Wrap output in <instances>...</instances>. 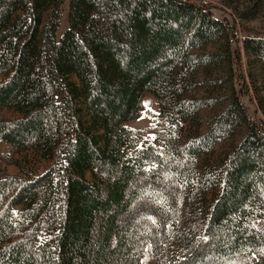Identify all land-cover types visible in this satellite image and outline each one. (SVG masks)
<instances>
[{"label":"trees","instance_id":"16d2710c","mask_svg":"<svg viewBox=\"0 0 264 264\" xmlns=\"http://www.w3.org/2000/svg\"><path fill=\"white\" fill-rule=\"evenodd\" d=\"M66 1L0 0V264H264V128L232 86L189 94L223 59L207 49L227 51L224 22L174 0H70L57 40ZM244 49L264 72V38ZM147 93L155 125L132 129Z\"/></svg>","mask_w":264,"mask_h":264},{"label":"rangeland","instance_id":"374dc122","mask_svg":"<svg viewBox=\"0 0 264 264\" xmlns=\"http://www.w3.org/2000/svg\"><path fill=\"white\" fill-rule=\"evenodd\" d=\"M69 1L67 0L62 6L57 40L64 35L69 27ZM256 1L238 0L236 3L229 5L225 3V0H211V11L218 20L224 22L229 32L230 40L232 35L230 30L236 31L238 36L233 35L234 42L230 41L227 44V51H224L219 46L207 49L206 54L214 52L216 56H222L223 59L219 64L210 67L209 72H205L204 77L200 74L201 70H199V74L190 79L189 94H194L193 91L203 88V84H211L216 94H219V98L223 100L225 99L226 92L232 86L234 91L241 96L248 116L264 128V72L255 63L253 57L245 51L244 40L243 44H241V38L246 39L252 36L264 38V5L257 8L253 18L244 19L242 17V14L252 8ZM229 65L234 75L232 80L228 78ZM143 104L145 108L142 116L129 122L127 124L128 127L135 130H144L155 125L153 114L159 112L158 100L152 94L147 93L144 95ZM211 114V112L205 111L201 113V118L205 120ZM2 115H6V113L3 112ZM143 138L149 143L160 146L159 143L154 141L155 137L150 132L144 133ZM11 151L12 148L10 146H0V154H8ZM5 168L9 175H18L20 173L19 169L14 165ZM156 244L157 251H160L164 245L163 241L161 242L160 240ZM154 245L153 243L151 248H154Z\"/></svg>","mask_w":264,"mask_h":264},{"label":"built area","instance_id":"2783aa9c","mask_svg":"<svg viewBox=\"0 0 264 264\" xmlns=\"http://www.w3.org/2000/svg\"><path fill=\"white\" fill-rule=\"evenodd\" d=\"M183 4H188V5H192V6H197V7H210L211 5V0H174ZM230 32L232 33L231 35V42H234V36H238V33L236 31L230 30ZM243 40L245 41L244 38H241V44H243Z\"/></svg>","mask_w":264,"mask_h":264}]
</instances>
